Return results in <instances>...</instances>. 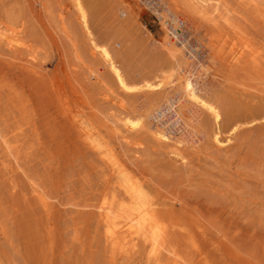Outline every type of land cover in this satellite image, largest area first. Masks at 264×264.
Segmentation results:
<instances>
[{"label":"rangeland","instance_id":"374dc122","mask_svg":"<svg viewBox=\"0 0 264 264\" xmlns=\"http://www.w3.org/2000/svg\"><path fill=\"white\" fill-rule=\"evenodd\" d=\"M80 1L91 36L73 0H0L5 34L18 33L23 44L0 41V153L2 136L24 146L20 169L0 154V264H153L143 238L125 251L104 236L95 205L106 194H126L87 129L157 204L167 244L182 263L264 264V0H209L230 26L208 23L185 0ZM90 37L108 47L128 81L158 80L161 91L125 96ZM168 37L187 45L182 55L190 64L174 65ZM250 50L259 67L236 61ZM191 69L199 94L218 110L200 111L198 119L181 88ZM177 92L176 112L165 111ZM162 110V120H151ZM126 115L143 116L144 128L115 132ZM170 123L188 140L181 158L170 152L172 140L152 134L154 125ZM33 183L51 196L49 211Z\"/></svg>","mask_w":264,"mask_h":264},{"label":"bare ground","instance_id":"6f19581e","mask_svg":"<svg viewBox=\"0 0 264 264\" xmlns=\"http://www.w3.org/2000/svg\"><path fill=\"white\" fill-rule=\"evenodd\" d=\"M73 1H74L73 3L76 7V10H77L79 21L87 29L88 34H89L88 36H91V33L89 32L90 30L87 28L88 16H87L85 9L83 8V6L81 4V1L80 0H73ZM185 2L187 4L188 8H190L200 18L207 21L208 23L210 22L212 24H218L219 21H221V20L224 21V24H227L229 26L232 25V23H233V22L231 23V19L227 15V13L220 12V10H219L220 7L218 6V4H211L210 3L211 1H209V0H185ZM151 8L153 9L154 12H156L158 10V9L156 10L153 7H151ZM164 11L168 12L172 21L175 22L176 15L173 14L172 11L168 8H164ZM234 28L236 29V26ZM167 30L169 31L170 35H173V37H176V38L178 37L177 35H174L173 32H171V31H173L172 29H170V30L167 29ZM7 36L8 35L5 34V28H3L0 24V41L6 40V45L10 48H13L15 46V44H17V46H19L21 44L19 42L20 37H18V33H15L13 36H11V38H8ZM90 39H92V38L90 37ZM166 41L169 45H171L168 48V52L172 56V58L175 62V64L174 63L173 64L176 65V63L179 60L186 61L185 59H187V58H184L182 53H183V48H186L187 45L185 46V44L182 40H179V42L177 43L176 40L174 41L172 38H169V37L167 38ZM91 44L93 46V49L95 51H97V53H99V55L102 57L103 62L105 63V65H107L108 69L113 74V77L115 79V82H116L118 88L123 92V94L125 96H128L129 94H131L135 91H138L140 89L141 90L144 89L147 92H151V93L161 91L163 84L161 81H158V80L155 82L144 81L142 84H133V83H131V81H128L127 80L128 78L124 76L125 74L122 73V70L119 67V64L117 63V60H116L117 58L113 57V55H112L111 51L108 49V47L98 45L93 39L91 40ZM178 44H181L182 47L178 48ZM20 46H23V44H21ZM179 49H181V50H179ZM242 49H243V47H242ZM190 53H188L189 56H193V55H190ZM244 53L247 54V52H244ZM238 55H240V54H238ZM241 56H240L241 58L240 57L236 58L235 56L234 57L236 58V61H239L240 59L242 61L243 59L247 58L246 59L247 62H251V65H253L252 67H254V66L259 67V65H261L260 64V60H261L260 56L255 52V50H250V52L246 56H243V54ZM187 57H188V55H187ZM192 60L193 59H191V62H192ZM188 61H189L188 64H190L191 63L190 60H187L186 62H188ZM203 70H205V69H203ZM123 71H124V69H123ZM91 72H93V71H91ZM93 74L95 75L94 72H93ZM195 75H197V73H194L193 69L189 70L188 73L183 75L182 80H181V88L183 90L182 92H183L184 96L189 100L190 103L193 104V107H194V109L191 112H189V113H191L190 117L198 119L201 115L200 111L201 112H208V113L212 114L214 112H217L218 110H217L216 106H214L209 100H207L208 98H204L199 94L198 89H197L198 77H195ZM199 82H200V80H199ZM179 94H180V92H177L174 95H172V97H170L172 99V101L169 102L170 104L167 103V106L165 105L167 108V109L164 108L165 111L171 109L174 106L175 107L174 113L176 112L175 104H177V101L179 99ZM165 100H166V98H165ZM167 100H170V99H167ZM116 102L117 103H119V102L123 103L122 98L119 97L118 101H116ZM163 102H164V100H163ZM166 102H168V101H165V103ZM156 110H158V109H156ZM171 110H173V109H171ZM123 111H124V109H123ZM156 112H154L152 114L149 112V114H151L150 115L151 120H153V119L156 120V118H160L162 120L163 117L166 116V115L165 116L163 115L164 114L163 110H162L163 113L155 114ZM158 112H159V110H158ZM170 117H171V115H170ZM175 117H176V115H175ZM108 120H110V119H108ZM155 120H153V121H155ZM119 121L121 122L123 129L115 127L114 131L117 133L121 132V134L123 132H128V131H139V128L142 129L145 126V124L143 122V116L135 117L133 115L132 116L126 115L123 118H120ZM161 122H159V123H161ZM80 125L82 126V124H80ZM170 125H171V123H170ZM165 126H163V125L155 126L154 125V129L153 130L151 129L153 137L156 140L160 141L161 143H166L167 140H172L174 142L175 146H174V149H172L170 152L174 156L181 158L183 156L181 154V146H183L188 140L186 137L180 136L178 134L175 135V133H177V132L174 130V128L172 130V125L171 126L168 125L167 127H165ZM83 129H86V128H83ZM120 130H122L123 132ZM85 135H86V138L90 141V144L98 150V154L104 155L106 157L107 164H109L108 167L111 168L117 175L120 176V178H121L120 180L122 181L120 183V186L123 188L122 190H125V194H126L124 197H120V198H118L114 193L106 194L103 197L101 196L102 199H100L94 207V208H96V215L99 218L97 220L100 221V224L102 227L101 229L105 233L104 236L106 235L105 238L107 237V239L110 240L111 242L116 243L119 246L121 245L120 250L122 248L125 251H129V250L132 251V249L135 248L137 245L136 241L139 240L140 238H143L150 245L149 254H150V259L152 257L153 264H184L180 261V259L177 258V255L173 252L172 248L170 249L168 244H167V237H168L169 231L167 230L166 226L163 224V220L161 218L160 211L155 209V205H157V204L150 201L149 198L147 199L146 194L144 193L145 190L143 191V189L141 188V185L134 183L131 180V178L127 175L128 172L126 170L124 163H122L120 161V158L116 157L115 153L113 152L114 150H112L113 148H110L106 143H104L102 141V138L97 136L94 132L90 131L89 129H87L85 131ZM175 137H177V138H175ZM2 138H3V140L1 143L3 145L2 149H3L4 153L3 152H1V153H3V155L6 154V156L9 158V160H12V162L15 163V165H18V155L20 154L21 149L24 148V146H19L20 144L17 145V142H18L17 139L18 138L16 140H13V141L10 138H7L5 136H2ZM214 140L217 144L220 143V140L216 139V135H215ZM18 143H20V141ZM4 158L3 159L1 158V164H2V161L4 160ZM7 165H8V163H7ZM18 168L20 169L19 165H18ZM23 172H24V170H23ZM4 173H5V171H4ZM11 173H12V171H11ZM21 175L23 176V174H21ZM30 175H31V173H30ZM15 176H16V174H15ZM28 176H29V174H28ZM22 179H24V178H22ZM9 180H11V179H9ZM13 181H14V179L12 180V182ZM33 184L35 187L32 188L33 192L32 191L31 192L33 194H35V198L39 200L41 205L47 211H49V209H51L50 203H49L52 200L51 196H49L44 191H41V189L38 186L39 184L38 185H36L35 183H33ZM14 188H15V186H14ZM143 188H144V186H143ZM121 193H123V192H121ZM48 199H51V200L48 201ZM113 249H115V248H113Z\"/></svg>","mask_w":264,"mask_h":264}]
</instances>
